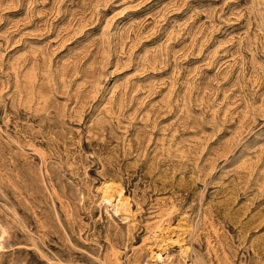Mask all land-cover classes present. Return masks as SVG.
<instances>
[{"label":"rangeland","instance_id":"1","mask_svg":"<svg viewBox=\"0 0 264 264\" xmlns=\"http://www.w3.org/2000/svg\"><path fill=\"white\" fill-rule=\"evenodd\" d=\"M0 264H264V0H0Z\"/></svg>","mask_w":264,"mask_h":264},{"label":"bare ground","instance_id":"2","mask_svg":"<svg viewBox=\"0 0 264 264\" xmlns=\"http://www.w3.org/2000/svg\"><path fill=\"white\" fill-rule=\"evenodd\" d=\"M120 190L118 189H112L109 185L105 184L104 188H101L100 190V199L103 202L106 203H112V200L114 198V205L118 206L119 208L120 204H118ZM122 206V205H121Z\"/></svg>","mask_w":264,"mask_h":264}]
</instances>
